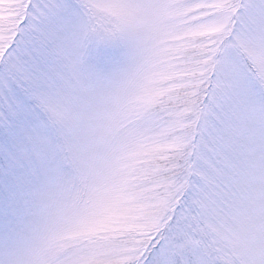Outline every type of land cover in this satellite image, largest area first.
Masks as SVG:
<instances>
[{
	"label": "snow or ice",
	"instance_id": "1",
	"mask_svg": "<svg viewBox=\"0 0 264 264\" xmlns=\"http://www.w3.org/2000/svg\"><path fill=\"white\" fill-rule=\"evenodd\" d=\"M0 264H264V0H0Z\"/></svg>",
	"mask_w": 264,
	"mask_h": 264
}]
</instances>
